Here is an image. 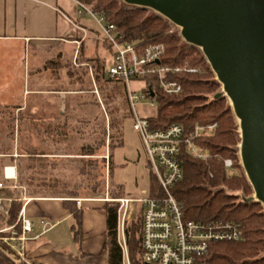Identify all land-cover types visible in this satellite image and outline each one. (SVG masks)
I'll list each match as a JSON object with an SVG mask.
<instances>
[{"label":"trees","instance_id":"16d2710c","mask_svg":"<svg viewBox=\"0 0 264 264\" xmlns=\"http://www.w3.org/2000/svg\"><path fill=\"white\" fill-rule=\"evenodd\" d=\"M80 1L95 12L104 14L110 22L118 26L127 40L138 41L139 47L151 44L164 45L161 64L173 69L182 68L180 72H168L164 77L166 81H176L182 85V93L176 96L167 95L162 91L158 76L147 75L142 78L145 83L143 90L150 89L155 93L152 99L156 101L157 111L155 115L148 117L152 128L163 129L172 124H182L189 133L198 124H216L211 133L195 141L196 145L207 154L205 159L196 158L187 149L183 150V179L173 189L185 219L206 224L214 221H230L242 229V238L238 241L211 243L206 256L207 263L264 264V206L253 200L248 201L254 195V191L241 163L239 121L229 98L225 95L217 97V94L222 92V85L201 50L185 42L179 31L175 30V25L151 9L127 5L121 0ZM103 43L109 49L108 44L105 41ZM92 60L96 86L103 97L102 104L112 114L109 151L113 152L116 147L124 144L122 133L116 130H122L123 120L132 119L133 114L125 84L107 77L104 60ZM49 62V64L53 63V61ZM184 69H194V71ZM119 104L123 106L124 115L118 117L113 115V112L118 113ZM21 115L22 113L19 112L18 116L12 119L11 124L20 122ZM95 120L94 123L85 121L92 135L78 150L62 153L55 150L48 154L73 156L98 154L100 148L106 147L108 129L104 117L100 123L97 121V116ZM31 122L37 125L33 119ZM13 125H11L12 131ZM47 129L67 133L68 124L47 126ZM25 154H27V170L33 171L24 180L31 188L30 194L61 193L75 198L80 195L82 187L89 190V196L104 192L102 181L97 178L98 164L85 159L86 157H73L78 162L79 174L83 178L79 183L69 186L59 180L52 183L46 178H41L38 182L35 174L41 170H37V165L43 169V155L47 153L30 148ZM226 159L232 160L231 168L225 166ZM102 161L104 162L105 158H102ZM229 169L236 172L231 173ZM148 180L149 196H161L163 190L151 170ZM109 194L113 200L106 201L103 207L107 217L108 264H122V250L117 236L120 203L115 199L126 197V193L121 185L118 189H111ZM19 198L20 196L12 201L6 223L14 226L18 233H21L19 216L23 202ZM64 206L70 210L74 219L72 225L74 237L80 240L84 209L78 208L74 200H65ZM141 237L142 218L139 217L126 229L129 259L131 264H152L142 259ZM17 264L34 263L19 258Z\"/></svg>","mask_w":264,"mask_h":264},{"label":"crops","instance_id":"0c3cea01","mask_svg":"<svg viewBox=\"0 0 264 264\" xmlns=\"http://www.w3.org/2000/svg\"><path fill=\"white\" fill-rule=\"evenodd\" d=\"M26 6V0H0V105L15 107L16 117L19 112L22 113L20 121L28 122L33 119L39 124L56 122L62 119L63 110L66 112L79 107V96L84 94V90L77 92L44 87L48 74L54 71L56 80L63 81L66 79L60 77L62 70L74 69L69 72L75 75L72 77L75 81L80 82L82 78L75 73V70H89L93 76L92 59H103L88 53L86 42L90 31L86 26H79V31L74 27L67 34L68 36L23 34L22 31L28 26ZM77 41L81 42L79 47ZM103 41L102 37V43ZM50 43L51 50H48ZM104 47L111 61L110 52L105 45ZM71 49L72 57L67 59L66 53L71 52ZM46 51L48 55L53 53L52 59L45 57ZM49 61H53V64L50 65ZM69 62H73L71 66L68 65ZM66 95L70 97L66 98ZM51 96L52 98L55 96L58 102H52L54 100L51 101ZM29 103L31 110L28 108ZM27 108L30 111H26ZM99 115L98 112L96 116ZM88 120L90 121V119L86 121ZM47 126H41L46 132L43 134L46 139L49 137L48 130H45ZM18 149V145H14L10 151H0V183L3 185V188H0V199L5 208H8L18 196L23 202L20 215L29 219L33 227L31 232L26 233L27 240L24 243L27 260L34 264H108L107 217L103 207L109 200L105 196L87 194H80L75 198L61 193L30 194L31 188L24 181L27 171L20 164V157H26L27 154L20 153ZM42 151L47 153L43 155L44 158L58 156L57 158L62 160H69L72 156L48 154L55 150ZM45 162L49 163L47 160ZM6 167L15 169L16 178L6 177ZM37 177L50 179L48 181L52 183L59 180L69 186L76 184L73 178L64 179L56 175H47L43 171H40ZM37 180L40 182V179ZM126 197L132 196L126 193ZM65 200H74L78 208L84 209L80 240L74 237L72 229L74 219L70 210L64 206ZM0 215L5 220L1 223L0 229L10 227L6 223L8 214L5 216V213H0ZM18 261L16 251L0 239V264H17Z\"/></svg>","mask_w":264,"mask_h":264},{"label":"built area","instance_id":"2783aa9c","mask_svg":"<svg viewBox=\"0 0 264 264\" xmlns=\"http://www.w3.org/2000/svg\"><path fill=\"white\" fill-rule=\"evenodd\" d=\"M78 6V13H88L98 25L104 41L108 44L111 61L107 65L108 78L125 84L129 104L132 110V126L139 133L148 165L157 178L163 194L151 197L148 192L142 197H123L115 199L120 203L118 214L117 236L122 250L123 264H131L126 241V229L138 216L142 218L141 256L143 261L152 264H208L206 256L211 243L233 242L242 238V229L230 221H214L209 224L185 219L183 211L173 194L174 187L183 179L184 169L182 154L187 149L193 156L205 159L207 154L197 149L196 139L211 133L216 124L196 125L189 133L182 124H172L163 129L152 128L148 117H142L137 112V104L149 101L156 105L149 91L142 88L138 93L131 87V82L142 81L147 75H156L160 81L162 91L170 96L182 93V85L176 81H166L168 72H180L182 68H171L157 64L165 51L162 44H151L139 47L138 41H130L119 30L118 26L110 22L107 17L95 12L90 6L80 0H73ZM81 42L77 41L79 47ZM194 71V69H184ZM155 95V93H154ZM107 159L108 156H105ZM231 159L225 160V166L231 168ZM5 175L16 178L14 168L6 167ZM0 188H3L0 183ZM107 200H113L105 196ZM133 202L135 206L133 207ZM0 209L8 213L0 199ZM21 214V212H20ZM21 233L14 226L2 229L0 232L10 231L11 235H4L0 239L18 257L29 262L25 255L26 233L33 230L29 219L19 216ZM18 242V243H17ZM17 243V244H16Z\"/></svg>","mask_w":264,"mask_h":264},{"label":"rangeland","instance_id":"374dc122","mask_svg":"<svg viewBox=\"0 0 264 264\" xmlns=\"http://www.w3.org/2000/svg\"><path fill=\"white\" fill-rule=\"evenodd\" d=\"M26 3L28 26L26 30L24 29L22 31V33L24 32L23 34H27L29 36H51L57 34H65L66 36H68L67 34H69V32H71L74 27H76V29L78 30L79 26H86L90 31L89 38L86 42L87 51L93 56L102 57V59L106 62L107 68L108 63L110 62V57L102 43L103 36L101 35L99 27L93 17L90 16V14L78 13L79 6L73 0H26ZM122 3L125 2L122 1ZM175 27V30L179 31L180 34V28L176 25ZM47 49L51 50V43L49 44ZM72 54L73 53L71 49V52L66 53L67 59H71ZM46 56H48L49 59H52L53 57L51 56H53V53H50L48 55L46 51L45 57ZM72 63L73 62H69L68 65L71 66ZM71 70L73 71L74 69L62 70L60 77L66 79L63 81L56 80V73L54 71V73H49L44 87L58 88L63 90H76L77 92L84 90V94H80L79 96V104L77 103L79 107L73 110L69 109L66 112L65 110H63L64 112L61 116L62 119L56 122H41L39 124L37 121H35L38 125L37 126L34 124V122L31 121H17L14 123V125L11 124L12 119L16 117V108L0 105V151H10L12 150L14 145H18L19 152H22L23 154H25L26 150L30 148H34L37 151L46 149L50 151L58 150L59 152L76 151L81 145L89 141L88 139L92 135L85 121L87 119H90V122L94 123L96 121L95 116L99 112L100 115L97 120L98 123H100L104 117L108 129L106 147L100 148L98 154L96 155H72L69 160H62V158H57L58 156H56V158H54L53 156L49 158L43 157V169L41 168V166L38 167L37 165V170H41L47 175H56L57 177H61L64 179L71 178L72 180L73 178L75 183H79V181L82 180L83 176L79 174L78 162H76L75 158L73 157H86L85 159H90L91 161L98 164L96 171L98 172L97 178L99 181H102V188L104 190V192H101L100 195L92 196L110 197L109 191L111 189H118L119 187H121V185H123L124 192L127 194H131V198L142 197L145 192H148V178L150 168L141 137L139 133L133 129L132 119L127 118L123 120L122 130H116L117 132L122 133L124 144L120 147H116L113 152H110L109 133L110 118L112 114L109 112V109H106L104 104H102V93L98 91V88L93 79L94 71L92 76L89 70L76 69L75 73L77 75H80V77L82 78V80L78 82L75 81V78H72L75 75L73 73V75L70 74L71 72L69 71ZM144 85L145 83L143 81L133 80L131 82V87L138 93L142 92V88L144 87ZM52 96L51 101L53 99L54 101L52 102H58V99L54 98L55 96L52 98ZM65 97L67 98L70 96L66 95ZM97 101L99 104H97ZM28 108H31L30 103L28 105ZM28 108L26 111L31 110H29ZM136 108L140 116L149 117L156 114L157 104L155 106H151L149 101H142L141 103L137 104ZM53 109H55L54 106ZM113 115L118 117L123 116V106L120 105L118 113L113 112ZM65 116L67 117L65 118ZM63 123L68 124L67 133H61L59 131L47 129L49 137L47 139L43 137V134L46 133L42 130V127H44V125L55 126L58 124L63 125ZM11 125L14 126L13 131ZM55 142L58 144H56ZM117 142L118 140H116V143ZM196 147L198 150H201L198 146ZM105 156H108V158L106 159ZM102 158H105L104 162L102 161ZM46 160L49 163L46 164ZM20 162L21 167L27 171L25 175L26 177L24 179L26 180L28 175H31L33 171L27 170V156L20 157ZM53 165L55 167H53ZM229 172L234 173L236 172V170L229 169ZM38 175L39 173L35 174V177ZM80 194H87L89 196L90 192L86 189V187H82ZM0 211L1 214L5 213L1 209ZM7 214L8 213H5V216ZM138 218L139 216L135 218V220H137ZM4 222L5 220L3 219L2 215H0V227L1 223ZM131 223L128 225V227L131 225ZM4 235H11V233L10 231H6L4 233L0 232V237Z\"/></svg>","mask_w":264,"mask_h":264},{"label":"water","instance_id":"95a60500","mask_svg":"<svg viewBox=\"0 0 264 264\" xmlns=\"http://www.w3.org/2000/svg\"><path fill=\"white\" fill-rule=\"evenodd\" d=\"M122 1L168 19L201 50L222 85L217 97L229 98L239 121L241 163L254 191L248 201L264 206V0Z\"/></svg>","mask_w":264,"mask_h":264},{"label":"bare ground","instance_id":"6f19581e","mask_svg":"<svg viewBox=\"0 0 264 264\" xmlns=\"http://www.w3.org/2000/svg\"><path fill=\"white\" fill-rule=\"evenodd\" d=\"M135 206V202H133V207Z\"/></svg>","mask_w":264,"mask_h":264}]
</instances>
